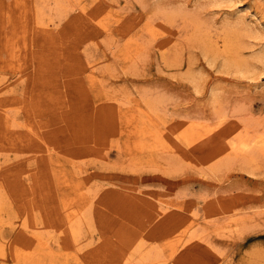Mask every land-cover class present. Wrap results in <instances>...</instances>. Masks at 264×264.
Returning a JSON list of instances; mask_svg holds the SVG:
<instances>
[{
	"label": "rangeland",
	"instance_id": "374dc122",
	"mask_svg": "<svg viewBox=\"0 0 264 264\" xmlns=\"http://www.w3.org/2000/svg\"><path fill=\"white\" fill-rule=\"evenodd\" d=\"M39 1L0 0V85L13 83L23 99L21 107L10 108L11 113H17L18 121L14 127L5 125L10 128L9 133L5 131V122L0 120V184L6 186H3L8 191L6 198L14 207L11 216L5 219L18 225L23 207L29 209L22 199L27 195L13 189L12 178L20 176L25 183L33 184V175L38 172L39 179L34 185L48 187L46 192L51 197L47 202L49 206L50 201L55 219L54 226L44 228L46 233L58 231L56 214L61 210L60 204L65 199L70 201L72 196L74 199L77 192L89 190L91 195L115 188L122 195L124 204L120 207L108 204V213L102 216L96 209L92 224L83 226V239L69 242L67 264H90L88 259L92 255L104 259L106 250L112 252L107 256L114 257V264H140L120 251L122 246L116 239H122V228L133 225L140 228L141 222L146 225L140 228L143 234L154 228V237L143 235V239H149L146 244L160 243L165 264H264V158L250 165L238 157L213 164L211 161L221 155L202 148H215L217 142L199 143L204 134L196 133L189 125L191 118L205 116L210 118L208 123L218 121L210 106L213 98H219L227 111L224 124L213 130L217 131L214 138L221 140L219 145L248 129L264 130V0H84V5L75 2L78 0H66L65 10H59L50 0L45 7L42 1L45 14L38 20L34 7ZM164 1L181 5L177 6L179 15L176 14L175 21L150 16V9ZM84 6L87 12L83 11ZM183 7L194 15L193 18L185 15L190 18L188 23L195 26L193 23L198 22L195 13L200 15L198 27L204 26L206 35L221 48L226 24L243 30L237 39L242 47L245 43L241 53L249 61L247 65L240 68L227 62L222 50L214 52L203 39L190 41L186 36L193 28L184 25ZM79 12L89 20L97 13L107 15L108 30H90L79 35L74 32V25L67 30L68 20ZM41 20L43 25L54 28L57 36L51 34L50 40H34L32 29ZM63 28L65 34L59 31ZM62 39H66L67 45ZM165 45L170 47L169 51H163ZM62 50L68 52L70 59L63 54H60V58L65 57L62 61L52 57ZM45 68L53 72L46 76ZM214 93L219 97L216 94L214 97ZM149 95H158L164 102L163 108L152 111ZM29 117L33 125H38L35 128L38 138L25 131L22 123L28 122ZM25 132L27 136L21 137ZM46 146L50 148L47 150ZM65 194L68 197H62ZM136 195L147 197L148 202ZM159 198L170 204L168 214L156 206ZM96 199L97 196L92 201ZM43 200L37 197L34 201L38 214L46 211ZM240 212L253 215L245 225L226 226L227 215ZM28 219L32 224L31 215ZM17 225L5 224L0 230L8 244L35 247L37 241L19 232ZM191 232L195 233L193 237ZM196 241L200 243L197 246ZM52 245L55 243L49 247L53 248ZM175 247L181 258L171 253ZM118 252L121 256H117ZM45 261L51 264L49 259Z\"/></svg>",
	"mask_w": 264,
	"mask_h": 264
},
{
	"label": "bare ground",
	"instance_id": "6f19581e",
	"mask_svg": "<svg viewBox=\"0 0 264 264\" xmlns=\"http://www.w3.org/2000/svg\"><path fill=\"white\" fill-rule=\"evenodd\" d=\"M37 1V0H35ZM41 1V3H40ZM38 2V4H36V6L34 7V9L36 10L35 11V14H37L36 18L38 20L42 19V14H45L44 11H45V4L49 3L48 1L50 0H40ZM42 1H43V4H44V7H43V4H42ZM52 2V5H56L57 8L60 9H66L67 5H66V0H51ZM79 2L75 1L76 3H80L82 5H84L86 2L83 0H78ZM25 2V1H24ZM47 2V3H46ZM69 2V1H68ZM172 2H160V4L158 5H155L152 9H150V16H161V18L163 19H166V20H173L175 21L176 19V14L178 12V8L181 6L179 5V7L177 8V6H175V4H173ZM74 5V4H73ZM76 5V4H75ZM79 5V4H78ZM80 5V7L82 6ZM27 8V7H26ZM68 8V7H67ZM74 8V7H73ZM181 8V7H180ZM87 6H84L83 8V11L84 12H87ZM185 7L182 8L183 12H181V14H183V16L187 15L188 16H192L193 18V14L190 13V10L188 11H184ZM181 10V9H180ZM196 10V9H195ZM193 10V13L194 11ZM23 12H26L25 10H21ZM51 11V10H50ZM106 11V10H105ZM108 11V10H107ZM185 12V14H184ZM192 12V11H191ZM196 12V11H195ZM52 14V12H50ZM107 14V13H106ZM197 15V20L198 22L194 19V22L193 24H195V26H193L192 24H189L188 21V16L186 17V20H185V23L184 25L185 26H192L193 30H191L190 32H188L189 34L186 36L188 37V39L190 41H193L194 39L197 40H205L204 42L207 43L206 45L208 46L209 49L213 50L215 52L217 51H223L226 55V61L228 62H233V64L237 65L238 67L241 68V66L243 67V65H247V63L249 62L247 59L244 58V56H242V48L245 47V43L243 44V47H242V42L240 43L239 40L237 39L238 38V34H239V31H238V26H233V25H229V24H226V27L225 26H222L223 28L225 27L226 30L225 31V34L223 35L224 36V43L222 44L223 47L221 48L220 46H218L219 44L216 42L214 44V42L212 41L211 38H209L206 34H208L207 32L208 31H204L203 28H201V25H200V28L198 27V23H199V19L198 17L200 15H198L197 13H195ZM25 15V14H24ZM79 17H78V16ZM179 15V14H177ZM195 15V17H196ZM89 16V15H88ZM107 16V15H106ZM105 14H101V13H97V14H94V18L90 19L87 17L86 14L84 13H77L76 15H74L72 18H70L68 21H69V24L68 27H66V29L68 30L69 27H72L71 25H74L75 29H74V32L77 33V35L81 34L82 32H90V30H102V28H104V30H108V27H109V24H107V19H105ZM11 17V16H10ZM181 17V16H180ZM54 18V17H53ZM149 18V17H148ZM154 19V17H152ZM44 19V18H43ZM94 19V21H93ZM105 19V20H104ZM151 19V18H150ZM179 19V18H178ZM202 19V18H201ZM200 19V20H201ZM78 20H81L82 23H80ZM87 20V21H86ZM104 22V23H103ZM122 22V21H121ZM168 22V21H167ZM190 22H192L190 20ZM228 22V21H227ZM41 23V24H40ZM40 25H37L36 27H34V29H32V33L34 32V34L32 35V38L35 40L36 38H44V41L45 39H49L50 38L52 39V35L55 34L57 36V31L50 27V26H45L43 25V20L40 21ZM50 23V22H49ZM72 23V24H70ZM100 23L102 25H100ZM186 23H188L186 25ZM200 23H202V21H200ZM205 22H203L204 24ZM226 23V22H225ZM53 23H51L50 25L52 26ZM117 24V23H116ZM197 24V25H196ZM231 24V23H230ZM61 25V24H60ZM121 25V24H120ZM205 25V24H204ZM208 25V24H207ZM240 25V23H239ZM103 26V27H101ZM56 27V26H55ZM73 27V28H74ZM206 27V26H205ZM58 28V27H57ZM65 28V27H64ZM62 29H59L60 33L63 32L65 34V31L66 29L64 30ZM222 28V29H223ZM15 29V28H14ZM12 29V30H14ZM202 29V30H201ZM206 29V28H204ZM245 29V28H244ZM16 30V29H15ZM149 30V29H148ZM179 30V29H178ZM243 32V30H241ZM28 32V31H27ZM187 32V31H186ZM26 33V32H25ZM59 33V32H58ZM79 33V34H78ZM237 33V34H236ZM246 33V32H245ZM50 34V35H49ZM52 34V35H51ZM71 34V33H70ZM242 34V33H241ZM28 34L26 33L24 38H28L27 36ZM54 35V36H55ZM62 35V34H60ZM59 35V36H60ZM67 35V33H66ZM69 35V33H68ZM67 35V36H68ZM108 35V33H107ZM50 36V37H49ZM66 36V37H67ZM72 36V35H71ZM75 37H77L76 35H74ZM73 36V37H74ZM64 37V35H63ZM62 37V38H63ZM185 37V38H186ZM211 37V36H210ZM55 38V37H54ZM58 38V37H57ZM68 38V37H67ZM61 39V38H60ZM74 39V38H73ZM72 39V40H73ZM183 39V38H182ZM187 39V38H186ZM240 39V38H239ZM63 40V39H62ZM69 40V39H68ZM71 40V39H70ZM215 40V39H214ZM217 40V39H216ZM26 41V40H25ZM24 41V42H25ZM41 41V39H40ZM52 41V40H51ZM49 41V42H51ZM58 41V40H57ZM66 41V39H65ZM63 40V43L65 42ZM92 41V40H91ZM109 41V40H108ZM189 41V42H190ZM12 42V41H11ZM16 41H14L13 43H15ZM39 42V41H38ZM43 42V41H41ZM47 42V40H46ZM54 42V41H52ZM51 44H54L52 43ZM61 42V41H59ZM69 42V41H68ZM67 42V43H68ZM75 42V41H74ZM201 42V41H200ZM199 42V43H200ZM221 42V41H220ZM223 42V41H222ZM40 43V42H39ZM58 43V42H57ZM62 43V42H61ZM60 43V45H62ZM184 43V42H183ZM204 43V44H205ZM34 44V43H33ZM50 44V43H49ZM48 44V45H49ZM50 44V45H51ZM56 44V43H55ZM54 44V45H55ZM59 44V43H58ZM65 44V43H64ZM63 44V45H64ZM70 44H72L70 42ZM75 44V43H74ZM203 44V45H204ZM218 44V45H217ZM221 44V43H220ZM43 45V44H42ZM41 45V46H42ZM52 45V46H54ZM57 45V44H56ZM55 45V46H56ZM62 45V47H63ZM67 45V44H65ZM201 45V44H200ZM199 45V46H200ZM15 46V45H14ZM40 46V45H39ZM44 46V45H43ZM42 46V47H43ZM69 46V45H68ZM71 46V45H70ZM191 46V44H190ZM247 46V45H246ZM10 47H11V43H10ZM61 47V46H60ZM67 47V46H66ZM14 48V47H13ZM64 48V47H63ZM170 48V47H169ZM169 48L165 45L163 46V51L164 49L166 51H169ZM207 48V49H208ZM263 48V47H262ZM261 48V49H262ZM11 49V48H10ZM17 49V48H15ZM208 49V50H209ZM10 51V50H9ZM14 51V50H12ZM174 51V50H173ZM180 51V50H179ZM11 52V51H10ZM74 52V51H73ZM71 53V52H70ZM11 54H14L11 52ZM60 54H63L65 55V57H67V59L70 57L68 52L65 53V51H58V53L54 54L52 57L55 59H57L58 61H62L64 60L65 57L63 58H60ZM67 54V56H66ZM113 54V53H112ZM260 55V54H259ZM14 56V55H12ZM45 57V56H44ZM261 57V56H260ZM263 57V56H262ZM43 58V57H42ZM52 58V59H53ZM213 58V57H212ZM257 58V57H256ZM46 59H47V56H46ZM45 58H43V60L45 61L46 60ZM70 59V58H69ZM79 59V58H78ZM228 59V60H227ZM260 59V58H259ZM48 60V59H47ZM53 61V60H52ZM69 61V60H68ZM72 61V60H71ZM47 64H48V61H45ZM55 62V61H54ZM56 63V62H55ZM78 63V62H77ZM50 64V63H49ZM74 64V63H73ZM71 64V65H73ZM79 64V63H78ZM43 65V64H41ZM69 66H70V63H69ZM76 66V65H75ZM47 67V66H46ZM59 67V66H58ZM41 68V67H40ZM74 68V66L72 67ZM47 74L46 76L50 75L51 72H53V69H44ZM56 70V69H55ZM54 70V71H55ZM57 71V70H56ZM191 71V70H190ZM44 72V71H43ZM55 73V72H54ZM190 73H193V71H191ZM189 73V74H190ZM53 75V74H52ZM191 75V74H190ZM194 77V75H191V77ZM72 78V77H71ZM49 80H52L50 77H48ZM3 80V79H2ZM1 80V81H2ZM77 80V79H76ZM80 80V79H79ZM3 83V82H2ZM8 84V83H7ZM72 87V86H71ZM44 89V88H43ZM50 90V89H49ZM27 92V91H26ZM52 92V91H51ZM71 93V92H70ZM26 94V93H25ZM144 96H147V94L143 93ZM216 93L213 94V96L215 95ZM123 95V94H122ZM217 95V94H216ZM215 95V96H216ZM214 96V97H215ZM218 96V95H217ZM149 98H152V111L154 112H157V110L163 108L164 106V102L162 101L161 98L158 97V95H149L148 96ZM219 97V96H218ZM115 99L117 97H114ZM118 99V98H117ZM148 99V98H147ZM213 102L211 103V110L212 112L214 113L213 115L215 116V118H217L218 121L214 122L213 123H208V121L210 120L209 116H205V117H199L197 119H194V118H191L193 119L192 121H189V125L196 129V133L198 134H204V137L202 139H199V140H202L199 141V143H202V144H205V143H216L217 142V146L215 148H212L209 146V147H203L202 150L203 151H206V150H209L210 151H213L215 152L216 154H220L221 156L217 159L213 161H211L213 164L215 162L219 163L220 161H223V160H231L232 158L237 157L239 158V160H242L246 163H254L256 164V162L259 161V159H262L264 158V130L263 129H257L255 131H253V127H250L252 129V131L250 129L244 131L242 134L228 140L229 138H226V140L224 139V144L221 146L219 145V143H221V140H219L217 137L214 138V134L215 132H217L215 130V132L213 131L214 129H216L215 127L217 125H220L221 123L224 122V119L226 118L227 116V111L225 110V108L223 107L222 103L216 98H213ZM150 100L151 102V99H148ZM119 101V100H118ZM149 102V101H148ZM149 102V104H150ZM29 103V102H28ZM71 104V103H69ZM148 104V103H147ZM21 105H23V99L21 98L20 96V93L19 91L17 90V87L16 85H14L13 83H9L8 85L3 84V85H0V120H2L3 122H5L4 126L6 125L7 127L9 126V124H11L13 127L14 125H16V120H17V113H11L10 112V108L13 107V106H18V107H21ZM24 106H26L24 104ZM69 106V105H68ZM17 107V108H18ZM23 107V106H22ZM31 107V106H30ZM63 107V106H62ZM15 108V107H13ZM16 109V108H15ZM67 109V108H66ZM65 109V110H66ZM69 109V108H68ZM29 110V109H28ZM33 110V109H32ZM209 110V109H208ZM209 110V111H211ZM12 111V110H11ZM17 111V110H16ZM68 111V110H66ZM70 111V110H69ZM207 111V110H206ZM18 112V111H17ZM30 112V111H28ZM208 112V111H207ZM210 113V112H209ZM68 114V113H67ZM212 114V113H211ZM208 115V114H207ZM30 116V114L28 115ZM28 122H24L22 123L24 127H26V132H27V135H36L37 131L35 130V128L38 126L36 123H34L33 125V121L32 119L29 117L28 119ZM18 121V120H17ZM20 124V123H18ZM212 124L214 126H212ZM224 124V123H223ZM222 125V124H221ZM5 126V131H7L8 129L6 128ZM11 126V128H12ZM223 127V126H222ZM221 127V128H222ZM225 127V126H224ZM203 128V129H202ZM10 130V128H9ZM8 130V131H9ZM40 130V129H39ZM222 130V129H221ZM7 131V132H8ZM30 131V132H29ZM137 131H142V129L138 130ZM26 132L24 133V135H21V137H25L27 136L26 135ZM9 133V132H8ZM143 133V132H142ZM145 133V132H144ZM10 134L12 135V133L10 132ZM34 135V136H35ZM147 135V134H146ZM16 136V135H15ZM33 136V137H34ZM37 136V135H36ZM35 136V137H36ZM201 136V135H199ZM143 137V136H142ZM38 138V136H37ZM130 138V137H129ZM134 138V137H133ZM41 139V138H39ZM136 140V139H135ZM139 140V139H138ZM142 140V139H141ZM42 141V139H41ZM155 141V139L153 140ZM27 142V141H25ZM139 142V141H138ZM172 142V141H171ZM28 143V142H27ZM26 143V144H27ZM132 143V142H131ZM144 143H146V141H144ZM12 144V143H11ZM16 144V143H15ZM22 144V143H21ZM25 144V143H24ZM160 145V143H158ZM140 145V144H139ZM154 147H155V143L153 144ZM177 145V144H176ZM50 148V146H46V149ZM101 147V146H100ZM197 147V145H196ZM146 148V147H144ZM156 148V147H155ZM120 149V148H119ZM153 149V147H152ZM201 149V148H199ZM48 150V149H47ZM167 150V152L169 151L168 149H165V151ZM159 152V151H157ZM106 153V152H105ZM222 153V154H221ZM160 154V153H159ZM103 155V154H102ZM101 156V154H100ZM92 158V157H91ZM235 159V158H234ZM233 159V160H234ZM101 162V161H100ZM104 162H106L104 160ZM241 162V161H240ZM102 163V162H101ZM249 164V165H250ZM111 165V164H110ZM208 165V164H207ZM210 165V164H209ZM245 165V163H244ZM212 166V165H211ZM214 166V165H213ZM78 168V167H77ZM256 170V169H255ZM34 182H37L38 179H39V174L38 172H36L34 175ZM36 178V179H35ZM5 179V178H4ZM12 182H13V189L15 190L17 188V192L18 190L20 191L19 193L23 196V195H27L26 197H22V199L25 200V203L27 202L28 203V206L29 209L28 210H25V208L23 207V211L21 213V219H22V223L18 221V225L16 222H13L10 220H7V218L5 219V216L9 215L8 217H10L11 215V212L13 211L14 207H12V203L11 201H9L7 198H6V188H3V186L5 185H1L0 184V230L1 228H3L2 226H4L5 224H11L12 227H15L17 225V227L19 228V232L21 233H25L30 239H34L33 241L36 242V245L35 247L31 246L30 244L27 246V247H23L21 248V245L20 247L17 246V247H14V242L13 244H8V242L6 241V237H4L1 232H0V260L3 264H46V261L47 259L50 260V263L51 264H67V261L69 260L67 258V254H68V251L69 250V242H72L73 240H78L80 237L82 238L83 236V226L84 224H86L87 226H89L90 224H92L93 222V214H94V211L97 209V211L99 212L100 216L102 215H105L106 213H108L106 211V207L108 206V204H112L114 206H117V207H120L122 204H124V202L122 201L121 197L122 195L118 193V190L115 189V188H107L106 190L104 189L103 192H100V191H95L94 194H89V190L86 192V193H80V192H77L76 193V197H74L73 199V196H72V199L71 200H74V201H69L68 199H65L63 202H61V207H60V211H58V213L56 214L57 216V221H59V228H58V231L56 233L50 231V233H46L45 227H47V225H51V226H54L55 223H53V221L55 219L52 218V209H51V206H50V201H49V206H48V200L50 199V194H48V192H46V188L48 187H45V188H42L43 185L41 187H38L36 188L37 186L34 185V182L33 184H27L25 183V181L22 179V177H13L12 178ZM10 182V183H12ZM36 186V187H35ZM39 186V185H38ZM6 187V186H5ZM104 187V186H103ZM57 188V187H56ZM80 186L75 188L76 191H79L80 190ZM89 188V187H88ZM51 189L50 188L49 192H51ZM61 190H63L62 188H60ZM96 189V188H95ZM100 190V189H99ZM38 192V195L36 194V192ZM85 191V190H84ZM82 191V192H84ZM89 192V193H88ZM59 193V192H58ZM89 195V196H88ZM90 196H92V200L95 198V196H97V199L95 202H93L92 200L90 201ZM7 197H8V194H7ZM37 197H40L47 205L46 206V211H48V207H49V211H48V214L47 212L45 211V213H41L38 214L37 212H35V210H38L36 209L35 207V199ZM58 197V196H57ZM62 197H68L66 196H62ZM134 196H132V198H134ZM136 197L142 199V200H147V197L145 196H141V195H136ZM71 198V196L69 197ZM83 198L84 201H81L79 203V199ZM60 200V199H59ZM124 200V199H123ZM22 201V200H21ZM20 201V202H21ZM54 201V200H53ZM158 203H156V206L163 209V212L164 213V210L166 211V209H168L170 207V204L166 201V200H162V199H158ZM19 202V203H20ZM41 202V201H40ZM39 202V203H40ZM26 203V204H27ZM42 203V202H41ZM60 203V202H59ZM96 207H95V205ZM20 205V204H19ZM44 205H42V207H44ZM54 205V204H53ZM94 205V206H93ZM127 206V204H126ZM45 208V207H44ZM56 208V207H55ZM264 208V207H263ZM29 211H30V214H29ZM56 211V210H55ZM141 211V210H140ZM263 212V211H262ZM137 213V212H135ZM167 213V211H166ZM257 213V212H256ZM116 215V213H114ZM168 214V213H167ZM166 214V215H167ZM29 215H31V218H32V224H30V220L28 219ZM42 215L43 218H41L40 220V217L39 216ZM253 214H244L243 212H240V213H230V215H227V217L225 219H228L227 220V223H226V226H233V227H237V226H241V225H245V223H247V219L251 216L252 217ZM99 216V217H100ZM117 216V215H116ZM111 218V217H110ZM121 218V217H120ZM155 218V217H154ZM114 220V219H113ZM40 221V222H39ZM213 222H216L218 220H215L213 219L212 220ZM45 223V224H41V223ZM219 222V221H218ZM49 223V224H48ZM124 223V222H123ZM143 223V224H142ZM132 224V223H131ZM215 224V223H214ZM140 228L141 227H145V222H141L139 223ZM217 225V224H216ZM123 226V225H122ZM179 226V225H178ZM223 227V226H221ZM45 228V229H44ZM126 228V229H124ZM121 229V232H123V237H122V234L120 235L122 237V239H119V241L116 239L117 242H119L121 244V250L120 251H124L126 252V254L129 255V259H135L134 261L136 262H139L140 264H157L158 262H162L164 261L163 259V255L161 253V250H160V243L159 242H154V243H151V244H146L145 243V240L148 241L149 239H143V235H147L149 238H153L154 237V233L152 230L153 229H150L148 230L147 232H145V234L142 233V230H140L139 226L137 225H133V226H129V227H124ZM139 230H138V229ZM227 228V227H226ZM31 229V231H30ZM44 229V230H43ZM95 228H93L94 230ZM143 229V228H141ZM232 229V228H231ZM234 229V228H233ZM89 230L90 227H89ZM118 230V229H117ZM145 230V229H144ZM119 231V230H118ZM49 232V231H48ZM87 233V232H86ZM92 233V232H91ZM129 233V237L128 238H125L126 235H128ZM195 233L190 234L191 237H193ZM199 234H200V231H199ZM131 235V236H130ZM151 235V236H150ZM189 235V234H188ZM197 236V235H196ZM194 236V238L196 237ZM199 236V235H198ZM27 237V239H28ZM180 238V236H178ZM18 238V237H17ZM110 238V237H108ZM175 238V237H173ZM199 238V237H198ZM15 239V238H14ZM26 239V241H27ZM83 239V238H82ZM112 239V237H111ZM182 238H180L181 240ZM107 240V239H106ZM154 240V239H153ZM164 240V239H163ZM171 240V238L169 239ZM190 240V238H188L187 241H185L184 243L187 244V242ZM193 240V239H192ZM194 240H197L196 238ZM19 241V240H18ZM108 241V240H107ZM113 241V240H112ZM115 241V240H114ZM53 244L55 243V246L52 245L53 248L49 247L50 244ZM79 242V241H78ZM90 242V241H89ZM149 242V241H148ZM152 242V241H151ZM150 243V242H149ZM195 243V242H194ZM24 243L22 242V245ZM26 244V242H25ZM35 244V243H34ZM91 244V242H90ZM118 244V243H117ZM116 244V245H117ZM190 244V243H189ZM196 246L199 245L200 243L196 241ZM194 244V245H195ZM80 245V244H79ZM113 245V244H112ZM107 246V245H106ZM115 246V245H114ZM180 246V245H179ZM178 246V247H179ZM186 246V245H184ZM75 247V246H74ZM108 247H111L110 246V243H109V246ZM107 247V248H108ZM120 247V246H119ZM71 248V247H70ZM74 249V248H73ZM72 249V250H73ZM77 249L78 246H77ZM101 249V248H100ZM99 249V250H100ZM105 249V248H104ZM110 249V248H108ZM189 249H192V247L189 246ZM83 250V249H82ZM103 250V249H102ZM112 250V249H111ZM186 250V249H185ZM80 251V250H79ZM114 251V249L112 250ZM75 252V251H73ZM72 252V253H73ZM98 252V250L96 251ZM109 253H112V252H109L108 250H106V252L104 253L105 255ZM175 252V253H174ZM177 252V247L173 248L172 249V254H176ZM99 253V252H98ZM101 254V252H100ZM103 254V255H104ZM107 254V255H108ZM114 254V253H113ZM118 254V255H117ZM116 255L117 256H121V254L118 252ZM187 254V253H186ZM185 254V256H186ZM73 255H75V253H73ZM104 256L103 258L104 259H101L98 258L97 256L99 255H92L88 260L89 262H91L90 264H114V257H111V258H108V256ZM111 255V254H110ZM115 255V254H114ZM114 255H111V256H114ZM127 255V256H128ZM177 255V254H176ZM180 255V254H179ZM184 255V254H183ZM58 256H61L63 257L64 259H60ZM123 256V255H122ZM126 256V255H125ZM123 256V257H125ZM126 256V257H127ZM181 256V255H180ZM192 256V255H191ZM10 257V258H9ZM116 257V256H115ZM122 257V258H123ZM125 257V258H126ZM182 257V256H181ZM181 257H178L177 255V258H181ZM188 257V256H187ZM198 257V256H197ZM196 257V258H197ZM194 258V257H192ZM199 258V257H198ZM10 259L13 261V262H9ZM124 259V258H123ZM191 259V258H190ZM165 260H167L165 258ZM176 260V259H175ZM193 262H194V259H192ZM199 260V259H198ZM128 262L130 260H127ZM126 261V262H127ZM178 261V260H177ZM201 261V260H200ZM66 262V263H65ZM87 262V263H89ZM124 262H125V259H124ZM133 262V261H131ZM167 262V261H166ZM175 262V261H174ZM123 263V262H122ZM164 263V262H162ZM124 264V263H123ZM130 264V263H129ZM165 264V263H164ZM174 264V263H173Z\"/></svg>",
	"mask_w": 264,
	"mask_h": 264
}]
</instances>
